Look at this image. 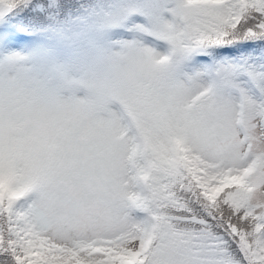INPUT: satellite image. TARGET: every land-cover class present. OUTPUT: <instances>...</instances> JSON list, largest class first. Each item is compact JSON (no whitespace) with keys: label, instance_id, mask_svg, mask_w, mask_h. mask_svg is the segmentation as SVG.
<instances>
[{"label":"snow or ice","instance_id":"6c2138e0","mask_svg":"<svg viewBox=\"0 0 264 264\" xmlns=\"http://www.w3.org/2000/svg\"><path fill=\"white\" fill-rule=\"evenodd\" d=\"M0 264H264V0H0Z\"/></svg>","mask_w":264,"mask_h":264},{"label":"clouds","instance_id":"9594fccd","mask_svg":"<svg viewBox=\"0 0 264 264\" xmlns=\"http://www.w3.org/2000/svg\"><path fill=\"white\" fill-rule=\"evenodd\" d=\"M27 163L31 169H35L28 195L38 194V200L47 208L51 200L50 188L46 182L47 166L41 165L39 160ZM92 179L99 180L90 173L83 183L65 182V199L50 209L55 214L54 228L87 236L102 231L108 224L113 212L111 192L103 186L99 190L89 188L88 184Z\"/></svg>","mask_w":264,"mask_h":264},{"label":"rangeland","instance_id":"374dc122","mask_svg":"<svg viewBox=\"0 0 264 264\" xmlns=\"http://www.w3.org/2000/svg\"><path fill=\"white\" fill-rule=\"evenodd\" d=\"M134 190V189H133ZM29 203H33L35 202L36 200H38V194H30L28 197H27Z\"/></svg>","mask_w":264,"mask_h":264}]
</instances>
